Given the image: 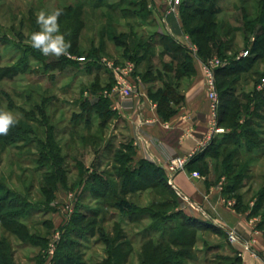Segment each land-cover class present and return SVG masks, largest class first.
Masks as SVG:
<instances>
[{"label": "rangeland", "instance_id": "obj_1", "mask_svg": "<svg viewBox=\"0 0 264 264\" xmlns=\"http://www.w3.org/2000/svg\"><path fill=\"white\" fill-rule=\"evenodd\" d=\"M144 1L148 2L147 9L152 12L148 11V15L141 18ZM263 1L210 0L209 7L218 11L214 16L218 48L211 44L208 53L200 56L193 35L183 24L181 4L176 6L171 0H124L122 7L139 14L131 19L97 5L96 0H0V66L23 63L27 61L26 56L35 54L48 61L63 59V56L46 57L28 42L31 33L39 31L36 17L40 10H79L85 23L78 52L72 54V59L64 57L67 63L63 68L44 71L38 62L28 61L33 72L20 74L12 82L0 81V109L11 111L19 121L14 126L16 137H9L14 131L0 136V181L6 185L0 192V199L11 201L8 193L15 191L31 204L26 225L30 237H34L27 240L26 233L22 237L23 229L20 235H11L0 224V240L5 238L11 245L13 264H52L59 251L67 253V264H168L169 260H174V264H237L235 247H240L241 240L231 242L230 233L233 232L226 226L228 231H218L214 224L212 226L216 228L209 227L208 223L201 227L190 224L182 237L185 239L181 240L188 244L174 246L172 243L173 227L185 219H170L169 215L182 211L190 216L199 210L183 198V192L186 190L196 197L200 192L197 183L208 176V169L196 164L186 166L180 172L189 178L184 183L178 179V173L173 178L170 176L171 183L167 184L163 177L157 179L153 169L145 166L143 176L134 174L142 168V162L134 159L126 123L113 114L102 124V118L95 113L88 116L82 104H100L105 98L111 104L113 98L122 100L108 63L116 68L133 69L137 92L129 98L140 95L142 84L153 101V98L161 99L167 87L175 97L188 90L197 71L178 76L186 62L185 55L179 51L167 53L163 45L154 44L143 54L146 58L139 64L125 59L130 52L128 46L133 45L134 28L142 45L158 40V36L164 34L186 46L193 54L194 65L197 63L200 67L210 101L203 65L222 61L228 66L231 57H247L244 56L246 49L251 50L256 40L264 37L259 31L264 25L261 21ZM119 2L108 0L110 5ZM115 36L126 45H117L113 41ZM171 50H175L174 46ZM258 53L263 56L253 67L227 78L216 71V80L217 87L218 81L224 82L221 90L218 89L220 111L222 98H227L221 94L224 90L240 99L242 106L249 107L240 119L239 115L230 119V114L226 116L228 120L226 117L220 119L218 127L225 133H233L248 121L249 137L261 148L252 154L242 156L239 153L238 158L236 153L233 154L236 148L230 143L214 161L216 173L211 182H220L218 188L228 207L231 200L245 209L260 203L254 208L252 218L255 219L247 225L258 228L260 235L256 234L254 243L264 235V225L259 226L264 219V199L257 200L264 189V51L258 50ZM79 57L86 59L81 63ZM209 124L211 131V119ZM20 128L27 143L22 142V136L17 138ZM247 145L243 144V148ZM42 150L48 154L53 150L51 154L60 155L67 176V184H59L49 201L42 187L46 175H52L56 170L53 162L47 164L41 160ZM226 161L236 163L234 166L238 169L234 171L243 173L235 192H230L231 171L229 164L228 167L224 165ZM123 199L138 206L136 215L122 213L115 207V203ZM206 207H210L224 223H235L225 210H216L211 205ZM63 242L67 244L64 246ZM245 247L253 251L251 246ZM245 247L241 246L244 250Z\"/></svg>", "mask_w": 264, "mask_h": 264}, {"label": "trees", "instance_id": "obj_2", "mask_svg": "<svg viewBox=\"0 0 264 264\" xmlns=\"http://www.w3.org/2000/svg\"><path fill=\"white\" fill-rule=\"evenodd\" d=\"M124 0H120L118 4H108V0H96L99 6H105L108 7L110 10L112 9L114 12L117 11L122 18L131 19L132 17L138 16L139 14L129 11L128 9L122 7V2ZM210 0H182L180 11H181V17L183 20V24H185L186 31L191 33L194 37L195 44L199 47V54L205 55L208 53L210 45L213 44L214 47L218 48V45L216 44L217 36L215 34V29L217 27L216 21L214 19V16L218 13L217 10H213L209 7ZM264 4V1H263ZM142 6L141 18H145L148 15V11L152 12L150 9L148 10V2L144 1ZM243 13H245L244 9ZM81 13L79 10L73 12L71 8H66L63 10V15L60 16L59 22L62 25V32L65 36V39L67 41L71 42V48L69 51L72 54H76L78 52L80 38L82 36V32L85 29V23L80 18ZM264 17V15H263ZM262 17L261 21H264V18ZM193 22V23H192ZM195 26H192V24ZM248 24V23H247ZM192 26V27H191ZM133 29L134 27L131 26ZM131 29V31H132ZM132 35H134V38L132 39L133 45L128 46L130 48V52L128 53V57L125 58L127 60H133L137 64H139L143 59L146 58L144 53L146 54L151 47V45L158 44L163 45L167 53H172L173 51L181 52L186 57V62L184 66L179 69L178 76H184L186 74H194L196 72V67L194 63V57L192 52L183 44L177 42L173 37L169 35L160 34L158 36V40H152L151 43L142 45L141 41H138L137 39V32L135 34V28L133 29ZM259 31L264 35V25L259 29ZM1 40V39H0ZM3 40V39H2ZM117 45H126V43H122V41H119L118 38H114L113 40ZM122 44H121V43ZM175 50H171L173 48ZM102 49H104V45L102 44ZM101 49V50H102ZM222 50V47H220ZM227 50V49H225ZM231 50V46H230ZM259 51H264V37L262 40L257 39L256 42L252 45V49L246 51L249 52L247 57H241L240 59H236V57L230 58V64L224 68L218 69V74H221L220 76L227 78L229 76L240 74L247 69L253 67V65L259 60V58H262L263 53H258ZM220 52V50H219ZM225 53V52H223ZM222 55V53H221ZM27 61L25 60L23 63L19 62L13 66H0V81H9L12 82L15 80L17 76L20 74H26L27 72H33V67H31L30 63L28 61H35L38 62L41 65V68H44L48 71L56 70L63 68L65 64L67 63V60L64 58L60 60H52L48 61L45 57L35 54V55H29L25 57ZM65 59V60H64ZM99 68H102L99 66ZM264 76V75H263ZM264 80V78H263ZM224 82L218 81V89L221 90ZM264 85V83H263ZM170 87H167L164 92L161 94V99H154V101L158 104V110L160 114L164 117V119H169L173 115L176 114L177 108L181 105L183 101V95L180 93L178 95L173 96L171 94ZM221 93V92H220ZM221 94L224 96L227 95V98L223 100L221 103V111L218 109V119L224 120L225 117L230 114V119L234 116H238V119L242 117V114L245 113L248 110V106H242L240 99L236 98L233 94L230 93V91H223ZM152 95V93H150ZM258 95L261 96L259 93ZM153 96V95H152ZM253 101V100H252ZM251 102V100H250ZM252 103V102H251ZM110 101L105 98L103 99L102 103L98 104L95 103L92 105V103L85 102L82 104L83 109L87 111L88 116L93 115V113L99 115L102 118V124H104L111 115L115 114L110 109ZM257 109V108H256ZM221 114V115H220ZM222 116V117H221ZM233 117V118H234ZM229 119V118H228ZM227 117L225 120H228ZM89 120L90 117H89ZM221 120V121H222ZM90 121H88L89 123ZM248 121L243 125L242 129L234 131L233 133H225L223 134L222 139L216 138L212 141V143L202 152L196 154L191 161L188 163L187 167H191L194 164L200 165V168H207L206 166V158L205 157H211V158H220L222 150H227L230 146V143L232 146H234L237 157L240 158L242 154H252L257 149L259 150L261 147L260 145L257 146V143L251 140L250 136V129L247 127ZM10 131L13 133L9 137H16L17 130L15 127L11 128ZM9 131V132H10ZM26 130V134H27ZM19 137H23V131L21 128L19 129ZM255 134H253L254 136ZM14 140V139H13ZM16 140V139H15ZM26 136L24 135L23 141L26 142ZM247 145V147L244 149L243 144ZM52 151H50V154H48L46 151H41V160H45L47 164L52 163L54 164V169L56 170L55 173L52 175H46V181L45 184L42 187L43 193L46 195L47 201L52 199V195L55 194L58 190L59 184H67V176H66V170L62 166V158H60V155L51 154ZM241 153V155L239 154ZM243 156V155H242ZM56 160V162L54 160ZM228 164L230 165V171H231V179L230 181V192H235L239 185L241 184V180L243 179V173H237L238 166H234L235 164H230L229 161H226L224 165L228 167ZM239 164V163H237ZM218 165V164H217ZM148 167V169H153L154 171V177L157 179H161V177L164 178L167 184H169L168 178L165 177L164 172L161 171V169L156 168L154 165L146 162H142V168L139 171L134 172V174L143 176V168ZM208 169V168H207ZM54 170V171H55ZM235 170V171H234ZM150 175V174H148ZM147 174L145 173V177ZM233 176V177H232ZM44 181V180H43ZM48 186V187H47ZM6 187L5 183L0 181V192ZM9 192V191H8ZM11 198V201L5 202V199H0V224L1 227L6 229L8 233L11 235H20L22 230V237H24V233H26L27 240L34 239L33 236L30 237L28 233V226L26 217L28 216L29 207H31V204L22 197L21 195H18L15 193V191H12L8 193ZM50 198V199H49ZM264 199V189L259 193L258 199L261 200ZM258 203V202H257ZM255 203L253 207H257L260 203ZM115 207L122 213H129V214H137V211H139L138 206L135 203H131L128 200H120L117 203H115ZM170 219L174 218H184L185 220L182 222H178L177 227H173L172 232V240L174 246H186L188 243H184L181 240H184L182 237L185 234L187 228L189 226L193 225L196 227H201L209 224V227L216 228L212 226L213 224L210 222H205L202 220H198L194 217L185 215L182 211H176L169 215ZM191 224V225H190ZM264 225V219L259 223V226L262 227ZM171 230V229H170ZM216 230L221 231L220 229L216 228ZM168 233L170 234V231L168 230ZM26 240V239H25ZM64 246L67 244L66 242L62 243ZM39 246H42L41 244H38ZM11 245H9L8 240L4 238V240H0V264H13L12 257L13 253H10ZM53 258L52 264H67L69 257L67 256V253H62V251H59L55 254ZM174 261V260H172ZM171 260L167 262L168 264H174Z\"/></svg>", "mask_w": 264, "mask_h": 264}, {"label": "crops", "instance_id": "obj_3", "mask_svg": "<svg viewBox=\"0 0 264 264\" xmlns=\"http://www.w3.org/2000/svg\"><path fill=\"white\" fill-rule=\"evenodd\" d=\"M195 67L196 77L188 90L182 94L184 99L177 108L176 114L167 120L160 114L158 104L150 98L149 90L144 84H140V95L137 97L122 100L113 98L112 104L110 103L111 110L126 123L128 138L135 152L134 159L161 169L168 180L170 177L168 166L172 159L188 157L196 152L198 154L204 151L214 139H220L225 134L213 136L205 147L202 146L210 132L209 121L212 117V109L206 95L205 79L197 63ZM205 158L208 176L198 181L197 186L200 192L198 191L195 197L190 192L182 190L183 198L194 203L199 209L190 216L210 222L220 230L230 229V232L237 235L241 240L240 247L233 245L238 252L237 264H264V235L260 236L257 243H254L253 238L259 234L258 228L248 227L255 219L252 218L254 203L253 206L245 209L241 208L240 203L231 200L228 207L222 190L219 191L218 188L221 185L220 182L211 184L215 180L216 158ZM177 176L183 183L189 180L187 175L179 173ZM210 205L215 206L216 210L223 209L228 212L230 217L235 219V223L233 225L224 223L211 211L210 207H206ZM241 246H251L254 252L248 251L246 247L244 250ZM255 252L258 253L255 254Z\"/></svg>", "mask_w": 264, "mask_h": 264}, {"label": "built area", "instance_id": "obj_4", "mask_svg": "<svg viewBox=\"0 0 264 264\" xmlns=\"http://www.w3.org/2000/svg\"><path fill=\"white\" fill-rule=\"evenodd\" d=\"M171 1L176 6L181 4V0H179V3H177V0H171ZM248 54L249 52L246 51L244 53V56H247ZM226 66L227 64L223 63L222 61H217L215 62V64L205 63V65H203V69L208 77L207 87H208V93H209L211 109H212L211 125H213V129H211L207 140L202 144L203 147H205L208 144V142L212 140L213 136L225 133L224 129L218 127L219 96H218V87H217V80H216V71ZM107 67L111 70V72L113 71L114 73L113 77L115 80V84L117 85L116 90L117 92H119L122 99L129 98L137 92V86L133 80L135 77V75H133V69L116 68L111 63H108ZM196 153H193L192 155H189L188 157H179V158L172 159L168 167L169 176L173 178V176L177 175L180 172H183L186 166L188 165V163L191 161V159L195 156ZM171 178L169 177L170 183L172 180ZM230 239H231V242H236V241L240 242V239L233 233H230Z\"/></svg>", "mask_w": 264, "mask_h": 264}, {"label": "clouds", "instance_id": "obj_5", "mask_svg": "<svg viewBox=\"0 0 264 264\" xmlns=\"http://www.w3.org/2000/svg\"><path fill=\"white\" fill-rule=\"evenodd\" d=\"M179 3V0H177ZM63 15V9L56 8L51 12L40 10L37 13L36 23L39 31L31 33L29 37L30 46L39 51L44 56L67 57L72 59V53L69 51L71 42L66 41L64 34L60 31L59 18ZM85 57H79L83 63ZM17 117L8 110L0 109V136H7L10 129L18 124Z\"/></svg>", "mask_w": 264, "mask_h": 264}]
</instances>
